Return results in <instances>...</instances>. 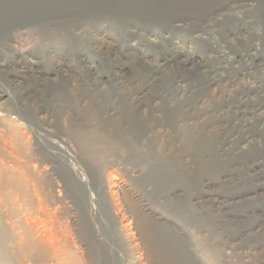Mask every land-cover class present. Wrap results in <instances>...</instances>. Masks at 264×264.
Instances as JSON below:
<instances>
[{
	"label": "rangeland",
	"instance_id": "obj_1",
	"mask_svg": "<svg viewBox=\"0 0 264 264\" xmlns=\"http://www.w3.org/2000/svg\"><path fill=\"white\" fill-rule=\"evenodd\" d=\"M86 1V8L72 3L69 8L75 10L62 14L53 8L52 20L37 24L38 44L29 43L27 50L0 43L8 45L0 46V88L14 93L12 101L0 98V117L14 118L20 108L26 137L33 135L28 138L34 140L29 142L35 146L33 154L47 167L43 191L48 196L60 193V202L51 209L61 222L57 242L65 264H81L80 257L92 264H264V158H259L264 157V61L258 59L264 55V20L259 19L264 18V5L258 0ZM157 2L158 7L163 4L161 10L153 7ZM177 2L178 13L164 10ZM28 26L20 31H32ZM142 54L146 70L131 73ZM177 54L180 59L204 57L212 69L198 67L197 73L190 65H161L162 58ZM13 72L22 77H12ZM56 73L70 76L69 82H52ZM107 77H113L112 83ZM104 173L115 175L110 178L115 184L111 196L121 224L114 223L103 205ZM76 176L86 182L80 191ZM89 195L98 204L94 211L86 208ZM19 204L16 197H0L3 247L11 264H19L11 256L24 226L15 211ZM57 226L53 221V229Z\"/></svg>",
	"mask_w": 264,
	"mask_h": 264
},
{
	"label": "bare ground",
	"instance_id": "obj_2",
	"mask_svg": "<svg viewBox=\"0 0 264 264\" xmlns=\"http://www.w3.org/2000/svg\"><path fill=\"white\" fill-rule=\"evenodd\" d=\"M64 1H67V0H0V43H7V42H11V44L13 45V47H15L16 48V46H17V49L16 50H20V52L21 51H23V50H27V45L29 44V43H31L32 44V46H35V45H37L38 43L36 42L37 41V38L39 37V27H37L38 25L37 24H39V23H41V22H43V21H45V22H50V19H51V16H52V14L53 13H51V12H53V8H55L56 6H57V8L59 7V11H57V12H59V13H61V10H64V11H66L67 9H71V8H69V6L72 4V3H74V4H77L78 6L79 5H82V7H85L86 5H88V1H86V0H74L73 2H64ZM149 1H151V0H149ZM152 1H156V0H152ZM164 1V0H163ZM163 1H162V3H163ZM172 1V0H171ZM171 1H169V2H171ZM192 1V0H191ZM196 1V0H195ZM199 1V0H198ZM205 1V0H204ZM213 1V0H212ZM231 1V0H230ZM234 1V0H233ZM250 1V0H249ZM259 1V3H260V7L261 6H263L264 5V0H258ZM90 2V1H89ZM159 2V1H158ZM158 2L156 3L157 4V6H154L152 3H150L151 5H153V7H155V8H157V9H160L161 10V6L163 5H161V3H159L160 5H159V7H158ZM168 2V1H167ZM174 2V1H173ZM206 2V1H205ZM148 3V2H147ZM175 3V2H174ZM178 3V2H177ZM209 3V2H208ZM231 3V2H230ZM233 3V2H232ZM244 3H246V2H244ZM253 3H255V2H253ZM92 4V3H91ZM95 4V6H96V2L94 3ZM94 4H92V5H94ZM97 4H99V3H97ZM143 4V3H142ZM149 4V3H148ZM155 4V3H154ZM166 5H168V4H170V3H165ZM201 4V3H200ZM205 4H207V3H205ZM210 4V3H209ZM211 4H214V2L212 3L211 2ZM227 4V3H226ZM239 4V3H238ZM243 4V3H242ZM248 4V3H247ZM258 4V3H257ZM91 5V6H92ZM151 5H149V6H151ZM171 5V4H170ZM170 5H168L167 7L166 6H164V7H166V8H164V10L166 9V10H169V11H171V13H174L175 11H176V13H178L177 11H180V8L179 7H176L175 5H179V3L178 4H174V6L173 5H171L172 7H170ZM230 5V4H229ZM233 5V4H232ZM231 5V6H232ZM244 5V4H243ZM242 5V6H243ZM251 5V4H250ZM252 5H254V4H252ZM91 6H89V7H91ZM102 6V5H101ZM101 6H99L100 8H102ZM179 6H181V5H179ZM184 6V5H183ZM189 6V5H188ZM202 6V5H201ZM200 6V7H201ZM230 6V7H231ZM255 6V5H254ZM98 7V8H99ZM185 7V6H184ZM183 7V8H184ZM207 7V6H206ZM209 7V6H208ZM208 7H207V9H208ZM219 7H220V5H219ZM229 7V8H230ZM236 7H239L238 5L236 6ZM244 7V6H243ZM251 7H253V6H251ZM257 7V6H256ZM86 8V7H85ZM95 8V7H94ZM100 8H99V10H100ZM154 8V9H155ZM196 8V7H195ZM194 8V9H195ZM215 8V7H214ZM246 9L247 8H249V7H245ZM53 9V10H52ZM95 9H97V8H95ZM187 9H189V8H187ZM202 9V8H201ZM203 9H204V7H203ZM210 9V8H209ZM228 9V8H227ZM234 9V8H233ZM252 9V8H251ZM58 10V9H57ZM71 10H75L73 7H72V9ZM83 11H86L87 9H82ZM88 10H90V9H88ZM156 10V9H155ZM214 11L215 10H217V9H213ZM248 10H250V8L248 9ZM253 10V9H252ZM63 11V12H64ZM82 11V13H84ZM157 11V10H156ZM194 11V10H193ZM209 11V10H208ZM257 11V10H256ZM163 12V11H162ZM182 12V11H181ZM181 12H179V13H181ZM186 12V11H185ZM196 12L197 13H199L198 12V10L196 9ZM195 12V13H196ZM201 12V11H200ZM207 12V11H206ZM250 12V11H249ZM248 12V13H249ZM252 12H254V10L252 11ZM251 12V13H252ZM67 13V12H66ZM69 13V12H68ZM67 13V14H68ZM81 13V14H82ZM158 13H161L160 11L158 12ZM175 13V14H176ZM220 13V12H219ZM256 13V12H255ZM62 14V13H61ZM64 14V13H63ZM75 14V13H74ZM77 14V13H76ZM75 14V15H76ZM142 14V13H141ZM149 14V13H148ZM147 13H145V16L146 17H149V16H147L148 15ZM154 14V13H153ZM190 14V13H189ZM202 14V13H201ZM206 14V13H205ZM250 14V13H249ZM75 15H70V16H75ZM79 15V14H78ZM85 15V14H84ZM83 15V16H84ZM87 15V14H86ZM144 15V14H143ZM157 16H159V14H156ZM164 15H166V14H164ZM170 15V14H169ZM184 15V14H183ZM186 15H188V14H186ZM193 15V14H192ZM194 15H196V14H194ZM193 15V16H194ZM199 15V14H198ZM215 15H217V14H215ZM262 15H263V13H262ZM63 16V15H62ZM83 16H81V17H83ZM151 16H153V15H151ZM174 16H176V15H174ZM180 16V15H179ZM210 16V15H209ZM212 16V15H211ZM254 16V15H253ZM76 17V16H75ZM177 17V16H176ZM183 17V16H182ZM181 17V18H182ZM186 16H184V18H185ZM195 17V16H194ZM199 17L201 18L202 16H200L199 15ZM204 17V16H203ZM231 17H233V16H231ZM238 17V16H237ZM240 17V16H239ZM250 17V16H249ZM53 18V17H52ZM57 18H59V17H57ZM162 18H164V17H162ZM165 18H167V17H165ZM179 18V17H178ZM180 18V19H181ZM211 18V17H210ZM244 18V17H243ZM252 18V17H251ZM63 19V18H62ZM69 19V18H68ZM82 19V18H81ZM168 19V18H167ZM174 19H176V18H174ZM180 19H179V21H180ZM194 19V18H193ZM196 19V18H195ZM230 19H232V18H230ZM229 19V20H230ZM255 20H257L256 18H254ZM259 19H263L264 20V18H259ZM52 20V19H51ZM74 20V19H73ZM172 20V19H171ZM171 20H168L169 22L171 21ZM184 20V19H183ZM200 20V19H199ZM203 20V19H202ZM248 20V19H247ZM262 20V21H263ZM54 21V20H53ZM79 21V20H78ZM167 21V20H166ZM179 21H177V22H179ZM185 21V20H184ZM69 22H71L70 20H69ZM173 22V21H172ZM171 22V23H172ZM181 22V21H180ZM196 22V21H195ZM246 22V21H245ZM64 23H66V22H64ZM73 23V22H72ZM182 23V22H181ZM220 23V22H219ZM247 23H249V22H247ZM68 24V23H67ZM243 24V23H242ZM251 24H252V22H251ZM255 24V23H254ZM263 24V23H262ZM24 25H29L28 27H32V31L30 30V32H23V31H20V29H21V27L22 26H24ZM42 25V24H41ZM176 25V24H175ZM261 25V24H260ZM44 26V25H43ZM47 26V25H46ZM53 26V25H52ZM246 26V25H245ZM244 26V27H245ZM251 26H253V24L251 25ZM250 26V27H251ZM42 27V26H41ZM242 27V26H241ZM249 27V28H250ZM37 28H39V29H37ZM47 28V27H46ZM223 28V27H222ZM232 28V30H233V27H231ZM230 28V29H231ZM246 28V27H245ZM25 29V28H24ZM48 29V28H47ZM50 29V28H49ZM22 30V29H21ZM42 30V29H41ZM235 30V29H234ZM248 30V29H247ZM220 31H222V29L220 30ZM237 31V30H236ZM246 31V30H245ZM245 31H242V32H245ZM226 32V31H225ZM248 32V31H247ZM255 32H257V31H255ZM44 33V32H43ZM42 33V34H43ZM229 33V32H228ZM231 33H233V32H231ZM230 33V34H231ZM235 33H238V32H235ZM246 33V32H245ZM260 33H262V32H260ZM42 34H40L41 35V37L42 36H46V35H42ZM220 34H222V33H220ZM227 34V33H226ZM240 34V33H239ZM242 34V36H243V33H241ZM223 35V34H222ZM225 35V34H224ZM223 35V36H224ZM236 35V34H235ZM238 35V34H237ZM252 35V34H251ZM250 35V36H251ZM255 35H257V34H255ZM262 35V34H261ZM260 35V36H261ZM228 36V35H227ZM226 36V37H227ZM234 36V35H233ZM239 36V35H238ZM259 36V35H258ZM259 36V37H260ZM46 38V37H45ZM238 38V37H237ZM236 37H235V39H237ZM250 38H254V37H250ZM102 39V38H101ZM244 40H246V38H243ZM248 39V38H247ZM262 39V38H261ZM42 40V39H41ZM259 40V39H258ZM40 41V39L38 40V42ZM43 41V40H42ZM102 41V40H101ZM249 40H247V41H245V43L247 44V42H248ZM251 41V40H250ZM103 42V41H102ZM241 42H243L242 40H241ZM256 42V41H255ZM255 42H253V43H255ZM259 42H260V45H261V40H259ZM259 42H257V43H259ZM41 43V42H40ZM43 43V42H42ZM249 43V42H248ZM252 43V44H253ZM8 44V43H7ZM7 44H4V45H0V46H4V47H6V46H8ZM10 44V43H9ZM251 44V43H250ZM263 44V43H262ZM6 45V46H5ZM41 45V44H40ZM248 45V44H247ZM256 45V44H255ZM258 45L259 44H257V47H258ZM260 45H259V47H260ZM235 46H237V45H235ZM254 46V45H253ZM264 46V45H263ZM248 47V46H247ZM14 48V49H15ZM256 48V47H255ZM255 48H254V50H255ZM262 48V47H261ZM257 51L259 50V49H256ZM260 50H262V49H260ZM246 51V50H245ZM249 51V50H248ZM257 51H256V53H254V54H257ZM263 51V50H262ZM235 52V51H234ZM238 52H240V51H238ZM179 53V52H178ZM262 53V52H261ZM261 53H260V55H261ZM248 54V53H247ZM249 54H250V52H249ZM259 54V53H258ZM257 54V55H258ZM143 55V54H142ZM145 55V54H144ZM144 55L143 56H141L140 55V57H137L136 56V62L134 63V64H132V69L133 68H135V70H133L134 72H131V73H135L136 72V70L138 71V72H140L141 70H146V69H143L144 67H145V64H144V62H145V60H144ZM235 55V54H234ZM238 55V54H237ZM242 55V54H241ZM182 56V55H181ZM190 56V55H189ZM248 56V55H247ZM162 57V56H161ZM171 57V56H170ZM258 57V56H257ZM204 58V57H203ZM203 58H199L198 56H190V57H188L187 59H185V58H183V59H185V60H183V59H180V56H178V54L175 56V57H173L172 59H167V58H162V66H163V64H165V65H167V62L168 61H172L174 64L173 65H177V67H178V69H181L182 67H188V65H190L189 66V68L188 69H191V71L192 70H194L195 72H197L198 71V67L200 68H202V67H204V68H208L209 69V67L211 68L212 67V64H209L208 62L209 61H204L203 60ZM242 58V57H241ZM205 59V58H204ZM235 59H237V58H235ZM242 59H245V58H242ZM247 59H248V57H247ZM258 59H260V60H262V61H264V55L262 56H260V57H258ZM206 60V59H205ZM239 60H240V58H239ZM239 60H237V61H239ZM252 60V59H251ZM257 60V59H256ZM249 61V60H248ZM253 61V60H252ZM254 62H256V61H254ZM258 62V61H257ZM257 62H256V64L255 65H257ZM146 63V62H145ZM161 63V62H160ZM170 63V62H169ZM126 64H128V63H125V65ZM130 64V63H129ZM172 64V63H171ZM170 64V65H171ZM227 64V63H226ZM258 64H259V62H258ZM124 65V64H123ZM164 65V66H165ZM217 65V64H216ZM215 65V66H216ZM253 65V64H252ZM260 65V64H259ZM61 66V65H60ZM126 66H129V65H126ZM125 66V67H126ZM130 66H131V64H130ZM158 67H155V68H160V64H158L157 65ZM179 66H182L181 68H179ZM248 66V65H247ZM262 66H263V64H262ZM262 66H260V67H262ZM0 67H3L2 65L0 66ZM123 67V66H122ZM255 67V66H254ZM54 68V67H53ZM119 68V67H118ZM163 68V67H162ZM169 68V67H168ZM176 68V67H175ZM214 68V67H213ZM246 68V67H245ZM244 68V69H245ZM257 68V67H256ZM264 68V67H263ZM4 69V68H3ZM123 69V68H122ZM131 69V68H130ZM132 69H131V71H132ZM212 69V68H211ZM249 69V68H248ZM59 70V69H58ZM158 70V69H157ZM161 70V69H160ZM205 70H207V69H205ZM243 70V69H242ZM250 70V69H249ZM123 71V70H122ZM126 71V70H125ZM124 71V72H125ZM141 72V73H144V72ZM162 71V70H161ZM184 71V70H183ZM200 71H202V69L200 70ZM207 71H209V70H207ZM248 71V70H247ZM246 71V72H247ZM7 72V71H6ZM6 72H5V74H6ZM24 72V71H23ZM22 72V73H23ZM50 72V71H49ZM124 72H122V74L124 73ZM126 72H128V71H126ZM125 72V73H126ZM130 72V71H129ZM128 72V73H129ZM147 72V71H146ZM145 72V73H146ZM155 72H156V70H155ZM188 72H190V71H188ZM199 72V71H198ZM197 72V73H198ZM202 72H205V71H202ZM240 72V71H239ZM117 73H119V72H117ZM124 73V74H125ZM137 73V72H136ZM144 73V74H145ZM158 73V72H157ZM163 73V72H162ZM210 73V72H209ZM248 73V72H247ZM8 74H9V72H8ZM10 74H12L11 76L12 77H14V78H21L22 76H21V74L19 73V72H13V73H10ZM100 74V73H99ZM105 74V73H104ZM111 74H113V73H111ZM121 73H120V75H122ZM147 74H148V72H147ZM149 74H150V72H149ZM148 74V75H149ZM154 74V73H153ZM156 74V73H155ZM161 74V73H160ZM190 74V73H189ZM192 74V73H191ZM203 74V73H202ZM201 74V75H202ZM250 74V73H249ZM108 75V74H107ZM163 75V74H162ZM167 75V74H166ZM188 75V74H187ZM193 75V74H192ZM243 75V74H242ZM245 75V74H244ZM109 76V75H108ZM114 76V75H113ZM117 76H118V74H117ZM150 76V75H149ZM158 76H159V74H158ZM169 76V75H168ZM172 76H173V74H172ZM175 76V75H174ZM198 76H200V75H198ZM54 78H51L50 77V80H52V82L54 81V82H59V83H62L63 85L68 81V78L70 77H68V75H66V74H64V73H61V74H57L56 73V75L55 76H53ZM99 77V76H98ZM157 77V76H156ZM162 77V76H161ZM203 77V76H202ZM113 78V77H112ZM112 78H110V77H107V80L109 81V82H111V81H113V80H110V79H112ZM117 77H115V79H116ZM151 78V77H150ZM164 78V77H163ZM163 78H162V80H163ZM201 78V77H200ZM71 79V78H70ZM151 79H153V78H151ZM155 80H157L158 79V77L157 78H154ZM159 79H160V76H159ZM166 79V78H165ZM164 79V80H165ZM167 79H169L168 77H167ZM198 79V78H197ZM63 80H64V82H63ZM172 79H170V80H168V81H171ZM201 80V79H200ZM199 80V81H200ZM71 81V80H70ZM152 81H154V80H150V84H152L153 82ZM173 81V80H172ZM171 81V82H172ZM203 81V80H202ZM69 82V81H68ZM161 82V81H160ZM160 82H158V83H160ZM167 82V81H166ZM165 82V83H166ZM112 83V82H111ZM148 83V82H147ZM148 83V84H149ZM69 84V83H68ZM155 84H157V82H155ZM168 84H169V82H168ZM16 85H18V84H16ZM145 85H147V84H145ZM158 85V84H157ZM161 85H163V84H161ZM160 85V86H161ZM59 86V85H58ZM160 86H157V87H160ZM165 86V85H164ZM167 86V85H166ZM146 87V86H145ZM151 87V86H150ZM153 87H155V86H153ZM170 87V86H169ZM4 88H7L8 90H10L8 87H5L4 86ZM4 88H0V98L1 97H4V96H8V100H10L11 98H12V95L14 94V93H12V95L10 94V92L7 90V89H4ZM162 88H164V87H162ZM35 89V88H34ZM158 89H160V88H158ZM12 90V89H11ZM13 91V90H12ZM36 91V90H35ZM80 91V90H79ZM196 92V91H195ZM259 92V91H258ZM16 93V92H15ZM255 93V92H254ZM17 94V93H16ZM39 94V93H38ZM46 94V93H45ZM249 95V94H248ZM28 96H30V94L28 95ZM32 96V95H31ZM46 96L47 95H45V96H43L44 98H46ZM78 96V95H77ZM158 96V95H157ZM261 96V95H260ZM149 97V96H148ZM262 98V97H261ZM48 99V98H47ZM47 99H45L46 101H47ZM160 99V98H159ZM264 99V98H263ZM13 100V99H12ZM12 100H10V101H12ZM31 100V99H30ZM29 100V101H30ZM50 100V99H49ZM76 101H78V100H76ZM126 101V100H125ZM48 102V101H47ZM127 102V103H126ZM125 103H126V105L128 104V101H126ZM262 102V101H261ZM158 103V102H157ZM262 103H264V101L262 102ZM16 104L18 105L19 103H16V101H15V104H13V105H15L16 106ZM160 104V103H159ZM246 104V103H245ZM260 104V103H259ZM95 105V104H94ZM129 105V104H128ZM261 105H263V104H261ZM261 105H258V106H261ZM257 106V105H256ZM19 107V106H18ZM129 107H130V105H129ZM15 110H16V108L15 107H13ZM246 108V107H245ZM17 109H19L20 110V108H17ZM132 109V108H131ZM19 110L18 111H16L15 113H16V116L14 117V118H11V117H9V115H5L4 114V116H2V118L0 117V197H3V198H10L11 196H13V197H16L17 198V200H18V202L20 203L19 205H17V209L15 210V211H20L19 212V214H21V216H22V218H23V222H24V226H23V228H22V231H21V233L19 234V238H18V241L16 240L15 241V246H14V248H13V251H14V253H12V257L13 258H16V259H18V262H19V264H65V258H62L61 257V253H60V247H59V245H58V243L59 242H57V232H58V230H59V223L58 222H60V221H58V219H57V216H56V213L51 209L52 207L51 206H55L57 203H59L60 202V193L58 194V195H56L55 196V194H50L49 196L48 195H46L45 193H44V187H43V185H44V183H43V179L44 178H47V177H45V174L44 173H46L45 172V169L47 168L45 165H43V163H40L39 161H38V157H36L35 156V154H33V150L32 149H35L34 147V145H33V147H31L30 146V143H32L33 144V142H34V140H33V142H30V140L28 139L29 137H30V135L31 136H33L32 134H29L28 135V137H26V131H25V127L27 126H25L24 125V122L26 121V119H25V121H23L24 120V118H23V116H22V114L19 112ZM127 110H128V108H127ZM260 111V110H259ZM12 112H14V111H12ZM22 112V111H21ZM128 112H130V111H128ZM240 112V111H239ZM9 113H10V111H9ZM36 113V112H35ZM84 113H82V115H83ZM261 114V113H260ZM259 114V115H260ZM263 114V113H262ZM78 115V114H77ZM242 115H244V114H242ZM241 115V116H242ZM85 116H87V115H85ZM90 115H88V117H86V118H91V117H89ZM69 118L70 117H72V116H68ZM67 117V118H68ZM75 117H76V115H75ZM261 117V116H260ZM259 117V118H260ZM73 118V117H72ZM72 118H70L71 120H72ZM243 118V117H242ZM139 119V118H138ZM91 120V119H90ZM241 121V120H240ZM252 121V120H251ZM65 122V121H64ZM69 122V121H68ZM86 122V121H85ZM85 122H82V123H85ZM90 122V121H89ZM245 123V120H243L242 121V123ZM73 123H75L74 122V120H73ZM92 124V123H91ZM246 124V123H245ZM247 124H249V125H251L249 122L247 123ZM254 124V123H253ZM65 125V124H64ZM84 125V124H83ZM241 125V124H240ZM255 126H256V124H254ZM71 126H72V123H71ZM81 126H82V124H81ZM70 127V126H69ZM89 128H90V126H88ZM242 127H243V124H242ZM248 127H250V126H248ZM252 127H254V126H252ZM78 128H80V127H78ZM239 128H241V127H239ZM244 128H246V127H244ZM261 128H264V127H261ZM28 128H26V130H27ZM63 129V128H62ZM81 129V128H80ZM85 129H87L86 128V126H85ZM243 129V128H242ZM246 129H248V128H246ZM64 130V129H63ZM73 130V132H75V130H74V128L72 129ZM89 130H91V129H89ZM88 130V131H89ZM244 130V129H243ZM249 130V129H248ZM250 130H252V129H250ZM29 131V130H28ZM27 131V132H28ZM31 131V130H30ZM71 131V130H70ZM219 131V130H218ZM242 131V130H241ZM255 131V130H254ZM263 132V131H262ZM31 133V132H30ZM87 133V132H86ZM234 133V132H233ZM74 134V133H73ZM84 134V133H83ZM89 134H91V133H89ZM89 134H88V136H89ZM94 134V133H93ZM95 135V134H94ZM219 135V134H218ZM241 135V134H240ZM250 135H251V133H250ZM38 136V135H37ZM81 136V135H80ZM84 136H86V135H84ZM221 136V135H220ZM43 137V136H42ZM243 137H245V136H243ZM34 139H36V138H34ZM61 139V138H60ZM77 139V138H76ZM233 139V138H232ZM238 139V138H237ZM37 140V139H36ZM47 140V139H46ZM55 140V139H54ZM64 140V139H63ZM62 140V141H63ZM80 140H82V137H81V139ZM87 140V139H86ZM42 141H44V145L46 144L45 142V140L43 139ZM49 141H51L52 142V140H49ZM69 141V140H68ZM30 142V143H29ZM54 142V141H53ZM56 142V141H55ZM96 142V141H95ZM98 142V141H97ZM58 143H60V144H62L61 142H58ZM31 144V145H32ZM52 144V143H51ZM68 144V143H67ZM90 145V144H89ZM53 146V145H52ZM57 146H58V144H57ZM60 146V145H59ZM92 146V145H91ZM96 146V145H95ZM94 146V147H95ZM98 146V145H97ZM39 147H40V144H39ZM46 147H48V146H46ZM90 147V146H89ZM88 147V148H89ZM32 148V149H31ZM52 148V147H51ZM65 148V147H64ZM93 148V147H92ZM47 149V148H46ZM75 149V148H74ZM89 149H91V148H89ZM88 149V150H89ZM98 149V148H97ZM45 150V149H44ZM55 150H57V149H55ZM46 151H49V150H46ZM50 151H52V149L50 150ZM59 151H61V149H59ZM79 151V153L81 152L80 150H78ZM91 151H93V149H91ZM91 151H88V152H90L91 153ZM99 151V150H98ZM34 152H35V150H34ZM37 152V151H36ZM55 152V151H54ZM62 152H63V149H62ZM76 152V151H75ZM85 152V151H84ZM95 152H97V150L95 151ZM39 154H41V152H38ZM48 153V152H47ZM57 153V152H56ZM59 153V152H58ZM68 153V152H67ZM67 153H66V155H67ZM89 153V154H90ZM43 154V153H42ZM41 154V155H42ZM65 154V153H64ZM93 154H94V152H93ZM93 154H91V155H93ZM260 154H262V152L260 153ZM44 155H46V154H44ZM48 155V154H47ZM59 155V154H58ZM83 155V154H82ZM95 155V154H94ZM210 155V154H209ZM263 156H264V152H263V154H262ZM68 156V155H67ZM81 156V155H80ZM253 156V155H252ZM257 156V155H256ZM260 156V155H259ZM43 157H45V156H43ZM50 157V156H49ZM48 157V158H49ZM54 157V156H53ZM248 157H250V156H248ZM255 157V156H254ZM253 157V158H254ZM61 158V157H60ZM252 158V157H251ZM252 158V159H253ZM259 158H264V157H259ZM250 159V158H249ZM255 159V158H254ZM253 159V160H254ZM43 160V159H42ZM55 160V159H54ZM253 160H250L249 162H250V164H252V165H255V164H260V162H253ZM61 161V160H60ZM65 161V160H64ZM260 161V160H259ZM263 161V160H262ZM51 162V161H50ZM62 162V161H61ZM248 162V161H247ZM49 163V162H48ZM64 163H67V162H64ZM264 163V162H263ZM262 163V164H263ZM261 165V164H260ZM50 166V165H49ZM71 166V165H70ZM68 164H65V167H66V169L68 170V171H70V172H73V174H75V172H74V170H72V168L70 167ZM77 166V165H76ZM75 165H74V167H76ZM251 167H253V166H251ZM77 168V167H76ZM97 168V167H96ZM49 169V168H48ZM80 169H82L81 167H80ZM47 170V169H46ZM57 170V169H56ZM65 170V169H64ZM63 170V171H64ZM75 170H77V169H75ZM83 170V169H82ZM231 170V169H230ZM77 171H80L79 170V168H78V170ZM49 172V171H48ZM47 172V173H48ZM50 172H51V170H50ZM84 172V171H83ZM263 172V171H262ZM50 174V173H49ZM65 174H66V172H65ZM68 174V173H67ZM70 174V173H69ZM77 175H79V174H77ZM111 176V175H110ZM113 176H115V175H113L112 174V177ZM112 177H110V178H112ZM116 177H118L117 175H116ZM115 177V178H116ZM83 177H81V176H76V181H77V185L79 186L78 187V190L80 191V190H82V188L83 187H85L86 186V182L82 179ZM109 177H108V175L106 174V173H104V174H102V175H100V186H101V192H103V199H104V202H105V204H103V205H105V207H106V210H107V212H108V214H109V217L114 221V223H120L121 224V222L120 221H118V219H119V217H118V219H117V216L115 215V208L113 207V202H112V200H113V196H111V187H113L114 188V186H115V184H113V181H111V179H110ZM87 179V178H86ZM44 180H46V179H44ZM48 181H50L49 179H47ZM87 181V180H86ZM50 183V182H49ZM56 183V182H55ZM46 184H48V183H46ZM45 184V185H46ZM51 184V183H50ZM88 184V183H87ZM51 185H53V184H51ZM58 185V184H57ZM75 187H77V186H75ZM52 189V188H51ZM129 189V188H128ZM86 190V189H85ZM114 191V190H113ZM53 192V191H52ZM88 193V192H87ZM86 193V194H87ZM88 194H90V193H88ZM87 194V195H88ZM131 196H132V194H131ZM134 196V195H133ZM86 198V197H85ZM92 199H94L91 195H89V196H87V198L85 199L86 200V208L89 210V211H94V210H96L95 209V207L96 206H93L95 203H96V201H94L95 203L93 204L92 203ZM116 199H114V201H115ZM130 201V200H129ZM99 202V201H98ZM138 203V202H137ZM97 204V203H96ZM95 204V205H96ZM115 204H117V203H115ZM114 204V205H115ZM132 204H134V203H132ZM98 205V204H97ZM54 206H53V208H54ZM104 207V208H105ZM118 208V207H117ZM14 211V212H15ZM53 211V212H52ZM59 213H62V212H59ZM134 214H135V212H134ZM61 215V214H60ZM123 215V214H122ZM125 217V216H124ZM71 220H73V216H70L69 217ZM127 219V218H126ZM70 220V221H71ZM120 220V219H119ZM124 220V219H123ZM53 221L54 222H56L57 224H58V226H57V228H55V229H53V227H52V223H53ZM69 221V220H68ZM92 221V220H91ZM65 222V221H64ZM72 222H74V221H72ZM123 222V221H122ZM61 223V222H60ZM71 223V222H70ZM62 224H63V222H62ZM61 224V226H62V228H63V230H64V232H63V234H64V237H66V231H67V228H66V226L65 225H62ZM68 224V223H67ZM89 224V223H88ZM125 224H127V222L125 223ZM115 225V224H114ZM83 226V225H82ZM81 226V227H82ZM92 226H94V225H92ZM115 226H118L119 227V225H115ZM89 227V226H88ZM117 227V228H118ZM121 227V226H120ZM142 227V226H141ZM144 227V226H143ZM94 229H96V227L94 228ZM119 229V228H118ZM66 230V231H65ZM80 230V229H79ZM119 230H122V229H119ZM125 230V229H124ZM69 231V230H68ZM96 232V231H95ZM125 232V231H124ZM124 232H122V234L124 233ZM131 232V231H130ZM147 232V231H146ZM159 232V231H158ZM70 233V232H69ZM80 233V232H79ZM78 233V234H79ZM92 233H94V232H92ZM119 233H120V231H119ZM121 234V233H120ZM161 234V233H160ZM82 235H84V234H82ZM84 237H86V236H84ZM125 237V236H124ZM127 237V236H126ZM125 237V238H126ZM162 236H160V238H161ZM5 238H6V236H5V234H4V232H3V230H2V228L0 227V264H11L12 262H10V261H12V260H10V256L7 254V252H6V250L4 249V247H3V241L5 240ZM70 238H71V236H70ZM86 239V238H85ZM91 239V238H90ZM89 240V239H88ZM125 239H123V241H124ZM130 240V239H129ZM155 240V239H154ZM162 240V239H161ZM154 242V241H153ZM72 243V242H71ZM102 243V242H101ZM72 245V244H71ZM73 246V245H72ZM98 246V245H97ZM155 246V245H154ZM160 246V245H159ZM90 247H91V245H90ZM95 247V246H94ZM74 248H76V247H74ZM86 248V247H85ZM89 248V247H88ZM93 249V248H92ZM108 249V248H107ZM91 250V249H90ZM95 250V249H94ZM100 250H102V249H100ZM74 251V250H73ZM95 252H97V251H95ZM101 252H103V250L101 251ZM63 253V252H62ZM74 253V252H73ZM78 253H81V252H78ZM102 254V253H101ZM75 255H76V253H75ZM83 255V254H82ZM82 255H80V256H82ZM93 255V254H92ZM65 256V255H64ZM96 256H99V255H96ZM73 257H75V256H73ZM83 257H85V256H83ZM89 257H91V256H89ZM87 257H85V258H82V257H80V259L82 260L83 259V261L84 262H82L81 264H92V262H91V259H90V261L88 262V261H85L84 259H86ZM103 258V257H102ZM76 259V258H75ZM89 259V258H88ZM98 259V258H97ZM67 260V259H66ZM77 260H78V258H77ZM87 260V259H86ZM94 261V260H93ZM96 261V260H95ZM98 261V260H97ZM105 261V260H104ZM106 261H108V260H106ZM10 262V263H9ZM91 262V263H90ZM99 262H101V261H99ZM72 264H79V262H73ZM94 264V263H93ZM106 264V263H105Z\"/></svg>",
	"mask_w": 264,
	"mask_h": 264
}]
</instances>
